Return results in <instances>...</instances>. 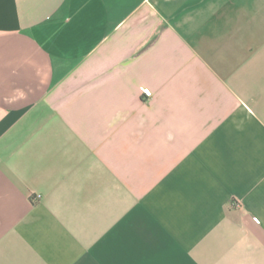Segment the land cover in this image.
<instances>
[{
  "label": "crops",
  "instance_id": "0c3cea01",
  "mask_svg": "<svg viewBox=\"0 0 264 264\" xmlns=\"http://www.w3.org/2000/svg\"><path fill=\"white\" fill-rule=\"evenodd\" d=\"M0 264H264V0H0Z\"/></svg>",
  "mask_w": 264,
  "mask_h": 264
},
{
  "label": "built area",
  "instance_id": "2783aa9c",
  "mask_svg": "<svg viewBox=\"0 0 264 264\" xmlns=\"http://www.w3.org/2000/svg\"><path fill=\"white\" fill-rule=\"evenodd\" d=\"M144 92L146 93V95L151 96L152 92L148 89H145ZM257 220V219H256ZM258 221V220H257Z\"/></svg>",
  "mask_w": 264,
  "mask_h": 264
}]
</instances>
